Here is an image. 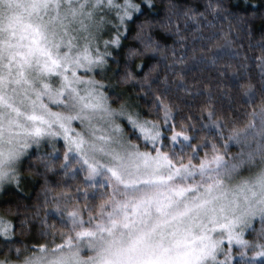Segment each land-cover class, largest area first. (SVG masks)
I'll return each instance as SVG.
<instances>
[{
	"label": "snow or ice",
	"instance_id": "1",
	"mask_svg": "<svg viewBox=\"0 0 264 264\" xmlns=\"http://www.w3.org/2000/svg\"><path fill=\"white\" fill-rule=\"evenodd\" d=\"M155 7L0 0V188L19 187L33 156L44 175L83 174L84 185L28 206L41 224L34 243L17 246V226L0 216V264H264V101L243 128L218 115L211 94L199 116L174 111L171 89L154 87L156 58L168 59L150 34ZM171 35L184 43L179 26ZM145 56L155 63H136ZM259 67L264 81V57ZM247 95L254 103L251 85ZM232 144L241 151L230 155ZM31 222L20 220V235Z\"/></svg>",
	"mask_w": 264,
	"mask_h": 264
},
{
	"label": "trees",
	"instance_id": "2",
	"mask_svg": "<svg viewBox=\"0 0 264 264\" xmlns=\"http://www.w3.org/2000/svg\"><path fill=\"white\" fill-rule=\"evenodd\" d=\"M155 4L151 16L155 28L150 34L154 40L162 45L166 44L168 59L163 61L162 55L156 58L162 63L152 73L153 78L159 77L158 84L154 87H159L161 91L170 88L169 102L176 106L174 111L179 110L189 116H199L211 94L212 104L217 108L218 115L227 114L230 119L237 120L236 127L243 128L250 119L248 113L259 111L264 101V96L261 95L264 81L259 67V61L264 57V0H155ZM173 4L176 5L178 16L173 15L169 21L168 8ZM209 4L212 5L211 9L207 7ZM163 24H169V29H164ZM177 26L184 35L183 44H173V39H179L171 35ZM173 48L175 57L171 51ZM178 57L184 59L181 61ZM174 60L175 67L165 68V64L173 65ZM136 63L151 65L155 61L145 56L137 59ZM144 70L147 71V68ZM180 84L187 91L178 87ZM249 85L255 94L254 103L248 102ZM140 96L144 99L137 103L146 110L150 101L144 92ZM201 122L207 123L205 120ZM196 128L199 129L200 125L196 124ZM206 135L207 130L199 132L200 138ZM241 147L233 150L239 153ZM56 148L60 150L61 156L56 166L59 171L64 149L60 144ZM45 152L53 151L44 149L40 154ZM229 153L233 152L229 150ZM29 164L33 166L30 168ZM21 169L19 187L12 189L7 196L4 192L0 195V216L17 226L15 238L20 241L17 246L40 239L41 224L39 220H32L29 205L43 204L45 191L48 192L47 199L51 200L61 192L72 194L77 186L81 189L84 187L82 174L77 178L62 171L59 175L54 172L44 175V169L36 163V156L24 162ZM37 195L40 197L39 201ZM9 208L10 213L7 211ZM23 219L32 222L25 224L24 234L20 235L19 224ZM48 223L56 224V220H49ZM56 227L59 229L60 225L56 224Z\"/></svg>",
	"mask_w": 264,
	"mask_h": 264
},
{
	"label": "rangeland",
	"instance_id": "3",
	"mask_svg": "<svg viewBox=\"0 0 264 264\" xmlns=\"http://www.w3.org/2000/svg\"><path fill=\"white\" fill-rule=\"evenodd\" d=\"M79 130V129H77ZM62 145L63 144V141L61 140L60 143L56 144L55 147H57V145ZM241 145H237V144H232V146L230 147V151L233 152V153H229L230 155H235L237 154V151L236 150H233V149H240ZM44 149H48V150H51L53 151V148L51 146H42L40 148V151H43ZM30 151H35V147L33 149H30ZM20 174V172H19ZM83 176V174H82ZM10 187L11 189H16L17 186L15 183H13L12 185H6L5 188H8ZM4 192V189L0 188V195ZM252 227H254L257 231L260 229L261 225L259 224L258 220L255 221L252 225ZM255 238V233L251 232V229H248V230H245V239L249 240V241H252L253 239ZM238 253H236V256L238 258ZM249 256L253 255V253L249 252L248 253Z\"/></svg>",
	"mask_w": 264,
	"mask_h": 264
}]
</instances>
